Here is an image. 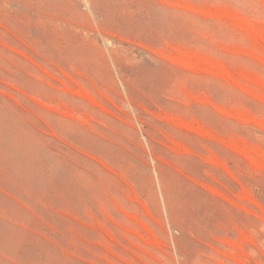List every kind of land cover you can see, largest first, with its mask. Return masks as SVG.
I'll return each instance as SVG.
<instances>
[{"label":"rangeland","instance_id":"1","mask_svg":"<svg viewBox=\"0 0 264 264\" xmlns=\"http://www.w3.org/2000/svg\"><path fill=\"white\" fill-rule=\"evenodd\" d=\"M0 264H264V0H0Z\"/></svg>","mask_w":264,"mask_h":264},{"label":"bare ground","instance_id":"2","mask_svg":"<svg viewBox=\"0 0 264 264\" xmlns=\"http://www.w3.org/2000/svg\"><path fill=\"white\" fill-rule=\"evenodd\" d=\"M216 65V64H215ZM217 69V68H216ZM219 70V71H218ZM218 72H221L222 71V73L224 72V69L222 68V67H220V68H218ZM225 74V73H224ZM181 124V123H180ZM183 125V124H182Z\"/></svg>","mask_w":264,"mask_h":264}]
</instances>
